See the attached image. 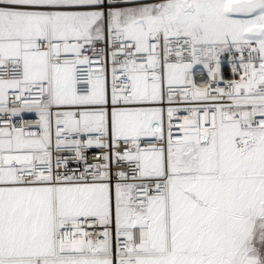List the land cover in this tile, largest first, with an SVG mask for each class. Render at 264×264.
<instances>
[{"label": "snow or ice", "instance_id": "snow-or-ice-1", "mask_svg": "<svg viewBox=\"0 0 264 264\" xmlns=\"http://www.w3.org/2000/svg\"><path fill=\"white\" fill-rule=\"evenodd\" d=\"M0 264H264V0H0Z\"/></svg>", "mask_w": 264, "mask_h": 264}]
</instances>
